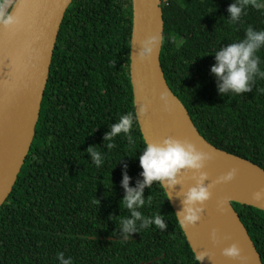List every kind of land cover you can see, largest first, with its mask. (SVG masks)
I'll return each mask as SVG.
<instances>
[{
    "label": "trees",
    "instance_id": "obj_1",
    "mask_svg": "<svg viewBox=\"0 0 264 264\" xmlns=\"http://www.w3.org/2000/svg\"><path fill=\"white\" fill-rule=\"evenodd\" d=\"M236 0H162L161 65L169 87L201 135L220 150L264 169V78L252 91L220 93L211 68L215 51L264 30V0H248L239 22L228 12ZM132 0H73L52 59L36 135L12 193L0 208V264H200L159 183L144 190L166 227L153 224L124 240V173L143 181L145 146L130 76ZM257 55L264 70V48ZM134 113L133 145L123 134L105 140L121 115ZM93 147L104 163L97 167ZM93 200L97 203H93ZM264 264V211L233 204ZM139 225V221L137 222Z\"/></svg>",
    "mask_w": 264,
    "mask_h": 264
},
{
    "label": "water",
    "instance_id": "obj_2",
    "mask_svg": "<svg viewBox=\"0 0 264 264\" xmlns=\"http://www.w3.org/2000/svg\"><path fill=\"white\" fill-rule=\"evenodd\" d=\"M10 14L18 23L0 25V208L9 198L31 150L47 88L52 59L61 26L73 0H13ZM133 31L130 76L134 107L144 140L162 143L172 137L192 143L211 159L199 170H183L177 184L166 191L177 216L187 192L197 186L201 174L212 195L200 205L201 219L182 228L200 264H263L249 232L233 204L264 211V169L249 160L218 149L195 126L182 101L169 87L161 65L164 39L162 0H132ZM160 37L155 45L148 43ZM147 47L153 54L141 58ZM170 98L165 110L163 93ZM147 104V111L141 108ZM233 169L231 182H219ZM216 238H213V233ZM237 244L241 259L225 257V248Z\"/></svg>",
    "mask_w": 264,
    "mask_h": 264
},
{
    "label": "clouds",
    "instance_id": "obj_3",
    "mask_svg": "<svg viewBox=\"0 0 264 264\" xmlns=\"http://www.w3.org/2000/svg\"><path fill=\"white\" fill-rule=\"evenodd\" d=\"M248 0H236L235 3L229 6L228 12L233 23L239 22L244 14L245 6ZM11 0H0V25L5 27L13 26L18 23L9 11ZM160 37H153L148 43L153 45ZM264 48V30H255L249 26L246 29V36L242 40L230 43L227 47L220 48L215 51L216 63L211 68L213 74L216 75L219 84L220 93L244 94L252 91V84L257 76L264 78V70H261V58L257 53ZM154 48L145 45L144 52L141 53V58H146L153 54ZM165 110H168L170 98L168 93L162 95ZM147 111V104L141 108V112ZM135 114L127 113L120 116L117 123L111 126V131L106 134L105 140L109 141L107 147L111 150L115 147L111 143L113 139L121 134L126 136L129 145L135 143L132 136ZM88 153L91 155L93 162L97 167L104 163L102 153L96 148L89 147ZM211 159L207 154L197 150L192 143L182 142L178 139L169 137L163 140L162 143H150L145 140V146L142 154L139 156V163L143 169L141 175L142 182H138L136 187H131V178L124 173L122 187L125 190V196L122 200L123 209L130 212V216H125L119 219L120 230L124 234V240H127L132 234L138 231L148 229L151 225H155L158 229L166 227L164 218L159 213L152 216H145L139 209H143L145 205H151L152 197L145 199L144 190L150 188L154 182L159 183L162 190L165 191L168 199L170 194L166 191L167 188H172L177 184V177L183 170L199 171L204 167V161ZM236 176V170L233 169L227 175L220 178L219 182H231ZM207 179L206 174H201L197 186L192 187L186 194L183 201L184 207L177 214V220L181 228L186 226H195L201 219L203 208L200 205L205 204L211 198V191L208 186H205L204 181ZM256 199L264 198V192H257ZM93 203L97 201L93 200ZM140 222L139 225L137 222ZM213 238H216V233H213ZM225 257L233 260L241 259V250L237 244H232L225 248L223 252ZM57 258L61 264H73L72 259H65L63 252L57 253ZM197 261H202V255H196Z\"/></svg>",
    "mask_w": 264,
    "mask_h": 264
},
{
    "label": "rangeland",
    "instance_id": "obj_4",
    "mask_svg": "<svg viewBox=\"0 0 264 264\" xmlns=\"http://www.w3.org/2000/svg\"><path fill=\"white\" fill-rule=\"evenodd\" d=\"M12 1H13V0H11V6H12ZM13 2H14V1H13ZM162 4H163V3H162ZM263 5H264V4H263ZM10 8H11V7H10ZM10 8H9V10H10Z\"/></svg>",
    "mask_w": 264,
    "mask_h": 264
},
{
    "label": "bare ground",
    "instance_id": "obj_5",
    "mask_svg": "<svg viewBox=\"0 0 264 264\" xmlns=\"http://www.w3.org/2000/svg\"><path fill=\"white\" fill-rule=\"evenodd\" d=\"M12 3H13V1H12Z\"/></svg>",
    "mask_w": 264,
    "mask_h": 264
},
{
    "label": "built area",
    "instance_id": "obj_6",
    "mask_svg": "<svg viewBox=\"0 0 264 264\" xmlns=\"http://www.w3.org/2000/svg\"><path fill=\"white\" fill-rule=\"evenodd\" d=\"M165 1H167V0H165Z\"/></svg>",
    "mask_w": 264,
    "mask_h": 264
}]
</instances>
